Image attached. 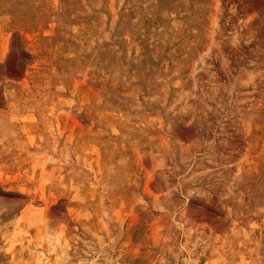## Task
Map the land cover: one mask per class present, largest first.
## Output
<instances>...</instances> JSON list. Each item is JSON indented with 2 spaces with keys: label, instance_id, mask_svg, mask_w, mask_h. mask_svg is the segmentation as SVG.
Here are the masks:
<instances>
[{
  "label": "rangeland",
  "instance_id": "374dc122",
  "mask_svg": "<svg viewBox=\"0 0 264 264\" xmlns=\"http://www.w3.org/2000/svg\"><path fill=\"white\" fill-rule=\"evenodd\" d=\"M0 264H264V0H0Z\"/></svg>",
  "mask_w": 264,
  "mask_h": 264
}]
</instances>
